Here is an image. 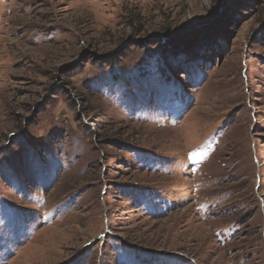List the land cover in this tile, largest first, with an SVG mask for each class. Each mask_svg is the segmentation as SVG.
Wrapping results in <instances>:
<instances>
[{
	"label": "rangeland",
	"instance_id": "1",
	"mask_svg": "<svg viewBox=\"0 0 264 264\" xmlns=\"http://www.w3.org/2000/svg\"><path fill=\"white\" fill-rule=\"evenodd\" d=\"M0 264H264V0H0Z\"/></svg>",
	"mask_w": 264,
	"mask_h": 264
}]
</instances>
